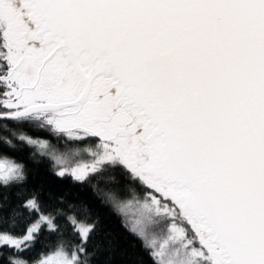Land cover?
<instances>
[{
  "label": "snow or ice",
  "instance_id": "6c2138e0",
  "mask_svg": "<svg viewBox=\"0 0 264 264\" xmlns=\"http://www.w3.org/2000/svg\"><path fill=\"white\" fill-rule=\"evenodd\" d=\"M0 132V189L23 210L0 221V264L102 247L86 207L29 192L9 137L61 179L119 171L102 191L151 264H264V0H0ZM45 231L52 251L25 258Z\"/></svg>",
  "mask_w": 264,
  "mask_h": 264
},
{
  "label": "trees",
  "instance_id": "16d2710c",
  "mask_svg": "<svg viewBox=\"0 0 264 264\" xmlns=\"http://www.w3.org/2000/svg\"><path fill=\"white\" fill-rule=\"evenodd\" d=\"M9 128L16 130L14 126ZM20 131H24L35 138L48 139L47 132L35 130L30 126H24ZM5 133L0 132V135ZM52 135V134H51ZM16 144L15 150H9L6 154L18 163H22L27 171V181L25 187L29 190L38 191L41 200L45 204H51L53 201H63L57 204L58 207L66 208L67 205H73L76 209L86 207L91 213L93 219H98L100 230L97 233L95 242L102 247L92 260V264H105L110 260L111 264H151V261L140 246V242L127 232L121 224V218L111 201L105 196L104 189L113 188L120 192L122 186L127 182L119 171L115 173V184L105 185L103 181L91 184H79L71 178L61 179L54 175L53 162L46 156H41L37 149L21 144L14 138ZM55 138V137H54ZM93 184L96 187H93ZM16 189L11 191L0 189V221L7 219L12 211L23 212L18 208L20 201L15 195ZM50 210V209H49ZM27 216V213H24ZM62 222V221H60ZM23 227V225H22ZM112 240L114 247L109 249L107 241ZM75 238L68 229L63 238L66 246L71 247ZM56 237L50 236L46 231L30 250L25 258L38 259L40 255L52 251Z\"/></svg>",
  "mask_w": 264,
  "mask_h": 264
},
{
  "label": "flooded vegetation",
  "instance_id": "af4514ba",
  "mask_svg": "<svg viewBox=\"0 0 264 264\" xmlns=\"http://www.w3.org/2000/svg\"><path fill=\"white\" fill-rule=\"evenodd\" d=\"M48 140L51 144H53L57 149H63V142H58L56 138H54L51 134H48ZM47 157V156H46Z\"/></svg>",
  "mask_w": 264,
  "mask_h": 264
},
{
  "label": "rangeland",
  "instance_id": "374dc122",
  "mask_svg": "<svg viewBox=\"0 0 264 264\" xmlns=\"http://www.w3.org/2000/svg\"><path fill=\"white\" fill-rule=\"evenodd\" d=\"M111 204H112V202H111ZM113 205V204H112ZM114 207V206H113ZM115 208V207H114Z\"/></svg>",
  "mask_w": 264,
  "mask_h": 264
}]
</instances>
